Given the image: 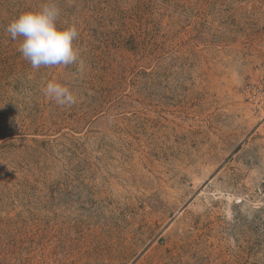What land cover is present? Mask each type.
Wrapping results in <instances>:
<instances>
[{"label":"rangeland","instance_id":"obj_1","mask_svg":"<svg viewBox=\"0 0 264 264\" xmlns=\"http://www.w3.org/2000/svg\"><path fill=\"white\" fill-rule=\"evenodd\" d=\"M42 2L0 0V264H264V0H56L83 63L35 70Z\"/></svg>","mask_w":264,"mask_h":264},{"label":"clouds","instance_id":"obj_2","mask_svg":"<svg viewBox=\"0 0 264 264\" xmlns=\"http://www.w3.org/2000/svg\"><path fill=\"white\" fill-rule=\"evenodd\" d=\"M60 15L56 0H43L39 8L20 13L6 27L13 40L20 38L18 50L35 70L83 63L74 43L79 36L78 26H58ZM42 91L58 106L70 107L78 100L70 87L57 81H48Z\"/></svg>","mask_w":264,"mask_h":264},{"label":"bare ground","instance_id":"obj_3","mask_svg":"<svg viewBox=\"0 0 264 264\" xmlns=\"http://www.w3.org/2000/svg\"><path fill=\"white\" fill-rule=\"evenodd\" d=\"M236 198V197H235ZM238 198V197H237Z\"/></svg>","mask_w":264,"mask_h":264}]
</instances>
